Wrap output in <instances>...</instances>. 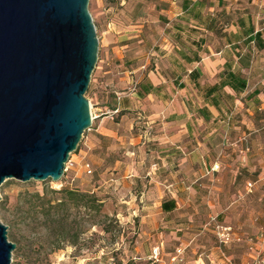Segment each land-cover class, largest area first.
<instances>
[{"label": "rangeland", "instance_id": "obj_1", "mask_svg": "<svg viewBox=\"0 0 264 264\" xmlns=\"http://www.w3.org/2000/svg\"><path fill=\"white\" fill-rule=\"evenodd\" d=\"M166 4L167 1L90 0L99 38L98 62L86 93L92 126L70 155L74 164L59 181L10 178L0 185V219L8 226L9 240L16 243L13 264H126L130 259L136 264H208L211 259L219 262L222 252L236 262L251 263L264 254V97L256 102L246 97L247 90L241 95L230 92L232 96L221 98L218 107L209 106L214 117L206 120L198 111L205 106L204 98L187 78L190 87L183 108L190 118L177 119L190 127V140L225 144L228 155L219 159L227 179L226 195L218 196L208 187L196 186L192 201L197 200L198 206L192 201L191 206H179L175 200L176 206L165 211L163 203L172 200L170 196L140 193V186L154 185L151 178L149 182H131L126 177L132 167L137 166L141 176L145 162L162 161L156 153L155 157L144 158L150 151L141 144L129 143L132 137L142 135L145 141L160 134L149 127L143 111L180 108L170 101L178 83L169 87V79L160 86L161 92L154 100L138 95V84L148 80L146 69L139 68L148 53L174 43L172 31L176 30L177 20L168 18ZM185 26L184 37L188 39L196 34L192 30L204 34L187 23ZM204 41L201 37L197 44L201 46ZM153 55L149 56L148 67L154 69L157 61ZM254 55L257 68L245 75L249 89L262 86L263 91L264 50ZM164 63L160 68L165 71ZM202 70L205 74H200L201 81L205 82L207 72ZM123 109L126 113L117 117ZM106 115L119 121L123 141L95 138L88 146V136ZM168 120L167 116L159 117L156 123ZM210 126L220 129L209 135L204 127ZM153 142L146 143L152 146ZM88 163L91 172L87 171ZM109 166L117 169L104 172ZM249 181L254 182L251 192L246 189ZM63 185L102 199V212L94 208L91 197L87 204L67 198L59 192ZM64 196V205L58 206ZM212 217L233 226L241 240L220 246L212 225L206 226ZM105 225L110 231L103 229Z\"/></svg>", "mask_w": 264, "mask_h": 264}, {"label": "water", "instance_id": "obj_2", "mask_svg": "<svg viewBox=\"0 0 264 264\" xmlns=\"http://www.w3.org/2000/svg\"><path fill=\"white\" fill-rule=\"evenodd\" d=\"M89 4L0 0V185L59 181L92 126L99 38ZM15 248L0 219V264H13Z\"/></svg>", "mask_w": 264, "mask_h": 264}, {"label": "crops", "instance_id": "obj_3", "mask_svg": "<svg viewBox=\"0 0 264 264\" xmlns=\"http://www.w3.org/2000/svg\"><path fill=\"white\" fill-rule=\"evenodd\" d=\"M161 1L168 2L166 7L169 8L167 11L169 19H187L189 20L190 26L197 30L204 31V34H201L199 31L195 32L196 34H191L192 37H190L192 40L188 41L187 44L176 40L175 34L173 35L174 43H168L163 46L162 50L157 49L158 51L154 53L149 52L148 58H146L147 60L140 65V69H146L145 76L148 81L152 82L154 86L157 87L152 93L145 95L144 98L147 100H154L158 93L161 92L160 86L169 79V87H171V85L176 87V83H178L179 87L176 89V92H172L170 101L180 105V108H174L173 110H169V112L156 109L143 111L142 116L144 115V117H146V122L149 124V127L156 129L155 133L160 134L154 135L153 138H146L145 141L142 140V135L134 138L132 137L129 143L131 145L141 144V147H145L146 151H150V154H144V158H147L149 155L154 156L153 154L156 153L157 157L162 161H157V163H155L153 160H149L145 162L144 165L146 168L141 176H139L136 171L137 166L136 168L132 167L130 170H127L126 177L130 178L131 182H144L145 179L146 182H149V178H151L154 185L149 187L147 184H144L147 186L145 188L140 186V193L143 195L152 193L153 196L157 197L170 196L171 199L177 201L179 206H191L189 201H192V197H194L193 192L196 190V186L208 187L212 193L218 196L226 195L227 179L225 178L224 170H222L223 166L219 158L226 157L228 151L224 143L219 144L212 140L197 141L195 139H189L190 127L182 123L181 119L178 120L177 118L182 116L190 118L188 110L183 108V104H185L184 98H188L190 83L187 82V75L179 77L174 73L183 68H186L188 71L196 68L203 76L205 73L202 68H204L207 72L205 82L207 81L212 84L216 83L219 80L218 73L223 69L234 42L243 34L244 28L240 26V20H249V18H251L256 31L261 30L264 37V0H188L189 11L184 6V0ZM192 9L194 12H191ZM208 19L219 21L221 23L220 31L209 28L208 25L204 23V21ZM172 32L174 33V31ZM201 37H204L205 41L199 46L196 42L199 41ZM228 38H231L232 42H229ZM194 53H198L199 57L197 59L191 58V60H189L188 57H186V55H192ZM150 55H153L152 59L157 61L154 69L150 66L148 67ZM162 63L167 67V70L164 71L163 68H160ZM256 65L257 62H254L253 59L249 67L243 68V71L256 70ZM183 82L185 85L181 87L180 85ZM261 87L262 86H259L260 94L258 97L263 99L264 90L262 91ZM112 111L115 113L114 110ZM160 111L162 114H159ZM166 116L169 119L168 121L156 123L159 117ZM114 120L113 115L103 116L99 120V124L93 128L92 135L88 136V146L91 145V142L95 138L123 141L119 121ZM204 128L208 129L206 132H208L209 135H213L220 129L216 126ZM191 130H193V128H191ZM150 140L155 141L152 143V146L146 143ZM215 163L219 164V169L211 172L210 169ZM154 167H156L157 170ZM116 169L117 168L109 166L104 169V172L111 171L113 173ZM183 197H185V199H183ZM196 201L192 202L196 204L195 206H198L199 204H197ZM157 204L161 205V201ZM208 204L211 207L215 206L211 201H208ZM213 256L214 253L212 252L211 257ZM225 258L233 259L231 255L222 252L219 261Z\"/></svg>", "mask_w": 264, "mask_h": 264}, {"label": "trees", "instance_id": "obj_4", "mask_svg": "<svg viewBox=\"0 0 264 264\" xmlns=\"http://www.w3.org/2000/svg\"><path fill=\"white\" fill-rule=\"evenodd\" d=\"M140 1H156L159 2L161 0H140ZM184 6L188 10V0H184ZM189 11V10H188ZM191 12H194L192 9ZM185 23L189 25V20H177L175 22L176 30L174 31V35L176 34L175 39L183 42L188 43V41H191V37L188 39L184 37V32L187 31ZM211 29L219 30L221 29V23L219 21L215 20H206L204 21ZM240 26H242L243 34L239 36L236 42H234L232 46V50L229 52L227 56V60L224 64L223 69L218 73L219 80L216 83H209V82H202L201 81V75L200 72L193 68L191 71H188L186 68H183L182 70L175 71L174 74L178 75L179 77H183V75H187L188 78H190L199 93L203 96L205 101V106L200 107L198 109L199 113L202 115V117L206 120H209L210 118H213V113L209 109V106H215L218 107L220 104V99L224 96L231 97V93H235V95H241L244 91L247 90L246 97L247 98H254L256 102L260 101V98L258 95L260 94V89L254 88L249 89V79L245 75V72L243 71V68L249 67L251 64V61L255 57L254 54L259 53L261 50H264V37L263 32L261 30L255 29V26L252 22V19L249 18V20H240L239 21ZM189 31V30H188ZM194 32H197L196 30H192ZM220 31V30H219ZM190 33V32H189ZM229 42H232L231 38H228ZM198 42V41H197ZM196 42V43H197ZM198 45V44H197ZM162 50V49H158ZM259 51V52H254ZM189 60L191 58L197 59L199 57L198 53H194L192 55H186ZM185 84L184 82L180 85L183 87ZM139 90L138 95L141 97H144L148 93H152L156 86L148 80L141 81L139 84ZM229 91V92H227ZM125 110H119L120 115L125 114ZM59 192L66 194L67 198L70 199H76L77 201L81 200L85 204L88 203L90 197L94 203V208L98 210L100 213L102 212L104 202L102 199H100L97 196H94L90 192H79L78 190L71 189L67 185H63L62 188H60ZM64 196L63 200L58 202V206L64 205L65 198ZM176 206L175 199L165 201L163 203V208L165 211H170ZM103 229L105 231H110L109 226L105 225L103 226ZM126 264H136V262L133 259H130L127 261Z\"/></svg>", "mask_w": 264, "mask_h": 264}, {"label": "built area", "instance_id": "obj_5", "mask_svg": "<svg viewBox=\"0 0 264 264\" xmlns=\"http://www.w3.org/2000/svg\"><path fill=\"white\" fill-rule=\"evenodd\" d=\"M115 112L117 110H114ZM74 164V161L72 157L68 160L66 163L65 170L67 171L70 166ZM87 171L91 172V168L89 164H86ZM219 169V164L215 163L212 168L210 169L211 172H214ZM254 187V182L249 181L246 185L247 191L251 192ZM212 225L213 231L217 237V240L220 244V246H228L229 244L240 241L241 237L238 236L235 232V229L233 226L227 223L219 222L216 217H212V219L206 224V226ZM155 257H157V249L154 250ZM208 264H264V254L257 258L255 261L251 263H242V262H236L231 258H225L222 261L215 262L214 260H210Z\"/></svg>", "mask_w": 264, "mask_h": 264}]
</instances>
